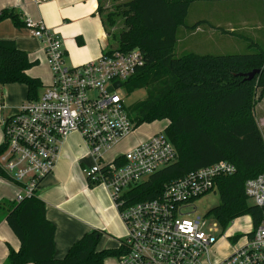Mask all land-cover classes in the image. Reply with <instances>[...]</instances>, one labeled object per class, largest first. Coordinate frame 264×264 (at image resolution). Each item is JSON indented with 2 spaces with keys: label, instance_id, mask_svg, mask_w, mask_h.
Masks as SVG:
<instances>
[{
  "label": "built area",
  "instance_id": "2783aa9c",
  "mask_svg": "<svg viewBox=\"0 0 264 264\" xmlns=\"http://www.w3.org/2000/svg\"><path fill=\"white\" fill-rule=\"evenodd\" d=\"M23 22L44 44L52 82L1 121L6 149L0 165L20 189L16 199L36 193L54 170L61 145L76 131L93 160L82 169L86 178L107 187L128 230L118 246L119 264H264V214L242 236L206 229L204 217L189 210L197 198L217 188L219 177L236 173L231 161L193 169L165 183L158 196L130 203V189L178 158L174 143L161 131L111 160L105 157L135 131L119 91L144 65L142 50L105 49L95 59L69 64L61 37L42 18L26 16ZM117 81L121 86L108 91ZM244 187L249 199L264 208V172L248 178ZM228 238H234L230 253L216 258L215 246Z\"/></svg>",
  "mask_w": 264,
  "mask_h": 264
},
{
  "label": "trees",
  "instance_id": "16d2710c",
  "mask_svg": "<svg viewBox=\"0 0 264 264\" xmlns=\"http://www.w3.org/2000/svg\"><path fill=\"white\" fill-rule=\"evenodd\" d=\"M194 1L128 0L117 5L124 28L116 34V48H139L145 56L144 65L125 82L129 91L144 88L147 93L129 112L135 128L167 120L166 135L178 152L175 162L130 189V203L158 196L165 183L193 169L228 160L237 171L217 179L220 203L210 213L221 226L250 213L257 226L264 208L249 201L244 185L248 178L264 172V134L254 112L255 94L258 89L264 92V49L251 54L189 52L175 57L178 28ZM98 9L112 36L101 3ZM112 15L108 12L107 18L115 24ZM6 18L24 25L13 9L0 11V22ZM37 64L15 39H0V87L22 83L27 87V99L38 98L43 80L27 72ZM253 69L259 72L250 79L240 75ZM5 149L2 142L0 155ZM0 176L9 179L1 165ZM87 180L90 186L99 184ZM2 220L20 240L18 249L9 248L5 264H105L107 258L122 252L119 247L100 249L102 230L93 229L74 242L64 258H56L57 229L46 216L45 201L36 193L20 201H0Z\"/></svg>",
  "mask_w": 264,
  "mask_h": 264
},
{
  "label": "rangeland",
  "instance_id": "374dc122",
  "mask_svg": "<svg viewBox=\"0 0 264 264\" xmlns=\"http://www.w3.org/2000/svg\"><path fill=\"white\" fill-rule=\"evenodd\" d=\"M123 0H108L109 6L104 7L102 17L106 23L112 25L110 28V39L95 38V25L91 18L83 17V8L75 3L69 6L68 11H63L69 23L68 33L73 35L72 43L64 32L57 31L61 37L63 46L68 48V63L71 61L72 48L84 49L87 47H98V43L102 46L109 44L116 48L118 45L117 32L124 28L123 18L118 13L117 3ZM107 6V5H106ZM55 10V7H52ZM113 13L112 17L116 20L115 24L107 18V13ZM223 29L227 30L226 32ZM83 30V31H80ZM85 33V37L83 36ZM0 36L17 39L23 47L28 49L34 55L35 50H39L38 42L28 36L26 28L22 25H16L12 18H6L0 23ZM177 44L175 47V57L183 56L186 53L194 52L198 54L213 55H230V54H251L257 52L260 48L264 49V0H195L191 3L185 23L178 28ZM86 39V40H85ZM110 42V43H108ZM21 47V46H20ZM81 52V50H80ZM32 76H39L45 83L52 80V71L45 59H40L39 63L28 70ZM46 86V85H45ZM120 94L124 97L125 104L129 112L135 107L136 103L144 99L147 95L144 88H137L129 91L127 85L124 84L120 89ZM27 87L22 83H9L0 87V106L2 99L17 104L26 100ZM255 117L264 134V92L258 89L254 97ZM18 107V108H19ZM135 114V112H132ZM0 142H4L3 124L0 121ZM168 125L167 120L154 121L151 123H143L135 128L134 133L125 138L114 150L105 154L109 159L116 155L117 152H124L135 145L139 138L148 137L155 132H165ZM106 159V160H107ZM82 171V170H81ZM83 173V172H81ZM83 176L86 178L85 174ZM251 203L252 200H249ZM220 203V195L217 188L211 192L197 198L194 206H190L189 210L193 212L191 215H200L207 221L208 227L217 228L226 235L239 234L245 236L246 233L254 228L252 215L246 213L235 217L226 226H221L210 210ZM128 230L122 223V230L116 238L111 234L101 236L99 246L108 245L114 247L119 244V237L123 240L127 237ZM245 237H243L244 239ZM234 242V238L223 239L215 246L216 258L227 256L230 251V243ZM109 264H118V258L112 256L108 258ZM107 264V262L105 263Z\"/></svg>",
  "mask_w": 264,
  "mask_h": 264
},
{
  "label": "crops",
  "instance_id": "0c3cea01",
  "mask_svg": "<svg viewBox=\"0 0 264 264\" xmlns=\"http://www.w3.org/2000/svg\"><path fill=\"white\" fill-rule=\"evenodd\" d=\"M125 1L128 0H123L122 3ZM72 3L81 6L83 8L82 16L91 18L93 21L95 25V38L105 37L108 40L110 39L102 23L98 9L99 3L104 7H108L110 5L108 0H0V11L3 9H13L21 20L26 16L35 19L42 18L56 33L57 31L66 33L72 46L73 35L67 32L69 23L66 19L68 18L63 14V11H68L69 6L73 5ZM52 7H55V10ZM26 30L28 36L35 39L39 44V50H35L34 55H30L31 52L28 49L22 48L23 46L20 43L18 44L17 39H10H15L17 46L25 50L32 60L37 59L39 63L40 59H45L47 62L43 42L33 37L28 28ZM83 36L85 37L84 32ZM3 38L8 37L0 36V39ZM64 48L67 58L69 51L66 46ZM111 48L115 47L109 44L102 46L101 43H98V47L95 45V47L84 49H77L73 46L71 61L75 65L85 63L99 57L103 50ZM51 82L52 80L48 83L43 81L44 86L49 85ZM1 105L0 121L17 112L19 107L18 103H9L8 100L4 103L3 99ZM146 138H139L136 144ZM114 148L110 151L114 150ZM120 153L122 152L115 153L116 155L111 156L108 160L115 158ZM92 161L91 156L87 153L81 135L76 131L72 132L61 145L59 158L54 170L41 180L37 188L36 194L46 203V216L55 224L57 229L55 234V256L58 259L64 258L72 244L93 229H101V236L111 234L115 238V235H118L122 230V223L124 224V222L107 187L103 184L90 186L87 178L83 176V167L91 164ZM18 192H20V189L15 182L0 176V201L4 199L14 200ZM119 239L120 243L122 239L120 237ZM118 246L119 244L114 247ZM10 247L18 249L20 247V240L8 223L2 220L0 222V264H5ZM98 247L100 249L109 248L108 245ZM106 262L109 264L108 258ZM27 264L35 263L30 262Z\"/></svg>",
  "mask_w": 264,
  "mask_h": 264
},
{
  "label": "water",
  "instance_id": "95a60500",
  "mask_svg": "<svg viewBox=\"0 0 264 264\" xmlns=\"http://www.w3.org/2000/svg\"><path fill=\"white\" fill-rule=\"evenodd\" d=\"M258 72H259V69H253V70L245 72V73H240V75L244 76L245 78L250 79V78L254 77ZM120 86H121V82L117 81L114 83L113 86H110L108 88V91H112L113 88H118Z\"/></svg>",
  "mask_w": 264,
  "mask_h": 264
}]
</instances>
